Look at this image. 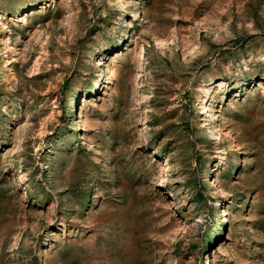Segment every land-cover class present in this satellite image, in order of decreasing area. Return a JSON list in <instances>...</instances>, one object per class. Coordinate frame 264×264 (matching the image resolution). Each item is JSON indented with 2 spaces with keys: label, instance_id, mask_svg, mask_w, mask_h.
Segmentation results:
<instances>
[{
  "label": "rangeland",
  "instance_id": "rangeland-1",
  "mask_svg": "<svg viewBox=\"0 0 264 264\" xmlns=\"http://www.w3.org/2000/svg\"><path fill=\"white\" fill-rule=\"evenodd\" d=\"M0 264H264V0H0Z\"/></svg>",
  "mask_w": 264,
  "mask_h": 264
},
{
  "label": "bare ground",
  "instance_id": "bare-ground-1",
  "mask_svg": "<svg viewBox=\"0 0 264 264\" xmlns=\"http://www.w3.org/2000/svg\"><path fill=\"white\" fill-rule=\"evenodd\" d=\"M141 52V51H140ZM207 111V110H206Z\"/></svg>",
  "mask_w": 264,
  "mask_h": 264
}]
</instances>
